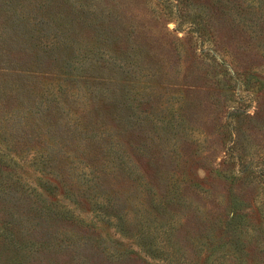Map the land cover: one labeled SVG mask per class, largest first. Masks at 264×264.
<instances>
[{
  "label": "rangeland",
  "instance_id": "obj_1",
  "mask_svg": "<svg viewBox=\"0 0 264 264\" xmlns=\"http://www.w3.org/2000/svg\"><path fill=\"white\" fill-rule=\"evenodd\" d=\"M0 264H264V0H0Z\"/></svg>",
  "mask_w": 264,
  "mask_h": 264
},
{
  "label": "trees",
  "instance_id": "obj_2",
  "mask_svg": "<svg viewBox=\"0 0 264 264\" xmlns=\"http://www.w3.org/2000/svg\"><path fill=\"white\" fill-rule=\"evenodd\" d=\"M96 202L98 203L97 205H98L99 207L104 208V210H103V214L107 213L108 208H106V207H107V206H106V202L103 201L102 199H100L99 202L96 200ZM55 207H56V206H55ZM56 209H57V207H56ZM100 210H102V209H100ZM55 212L60 213L61 211L58 210V211H55ZM62 213H63V211H62ZM60 214H61V213H60ZM64 214H66V216H67V214H68V216H70V218H72L73 215H74V212H69V213H68V211L66 210ZM89 225L92 226L93 224L90 223ZM103 248H104V247H103ZM102 251L106 253V250H105V249H102ZM104 258H105V257H104Z\"/></svg>",
  "mask_w": 264,
  "mask_h": 264
}]
</instances>
